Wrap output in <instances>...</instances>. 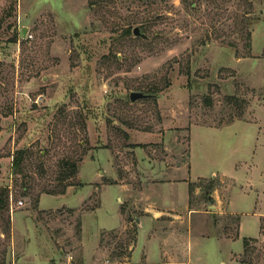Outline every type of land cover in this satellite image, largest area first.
<instances>
[{"label":"rangeland","instance_id":"1","mask_svg":"<svg viewBox=\"0 0 264 264\" xmlns=\"http://www.w3.org/2000/svg\"><path fill=\"white\" fill-rule=\"evenodd\" d=\"M1 190L0 264H264V0H0Z\"/></svg>","mask_w":264,"mask_h":264},{"label":"trees","instance_id":"2","mask_svg":"<svg viewBox=\"0 0 264 264\" xmlns=\"http://www.w3.org/2000/svg\"><path fill=\"white\" fill-rule=\"evenodd\" d=\"M124 33H125V36H127V35L130 36L131 35V29L130 28H127ZM18 156H21V152L18 153ZM18 156H16L14 158V162H13V166L16 167V168L19 167V165L21 164V159H22L20 157L18 158ZM66 165H68V167L70 168V170H68L67 172H64L62 174L61 178L63 180L69 179V178L73 177V175H75L77 173V168H76L75 164H69L67 162ZM68 186L69 185L65 186V189ZM65 189L62 190L59 193L60 194H64L65 193ZM6 194H7V191L6 190H1L0 191V211L1 212L5 211V209H6V205H7V202H5V198H7ZM207 197H208L209 200L211 199V196L210 195H208Z\"/></svg>","mask_w":264,"mask_h":264},{"label":"water","instance_id":"3","mask_svg":"<svg viewBox=\"0 0 264 264\" xmlns=\"http://www.w3.org/2000/svg\"><path fill=\"white\" fill-rule=\"evenodd\" d=\"M133 33H134V35L137 36V37L143 35V34L141 33V31H140L139 28H135L134 31H133ZM24 34H25V33H24ZM153 97H154L153 95H151V94H146V93H144V92H132V93L130 94V100H131V102H137V101H139V100H144V99H151V98H153Z\"/></svg>","mask_w":264,"mask_h":264},{"label":"crops","instance_id":"4","mask_svg":"<svg viewBox=\"0 0 264 264\" xmlns=\"http://www.w3.org/2000/svg\"><path fill=\"white\" fill-rule=\"evenodd\" d=\"M177 171H180V170H177ZM187 175V176H186ZM184 177H186V179H189L190 178V175H191V172L190 171H187V174H186ZM184 183V182H183ZM170 189L171 190H173V189H178V186H172V187H170ZM68 191V190H67ZM185 191L186 190H184V194H185ZM68 193V192H67ZM178 194V191L176 192V195ZM66 195L68 196L69 194H66L65 193V195H63L64 197H66ZM231 214H233V212H231ZM155 217V216H154Z\"/></svg>","mask_w":264,"mask_h":264},{"label":"built area","instance_id":"5","mask_svg":"<svg viewBox=\"0 0 264 264\" xmlns=\"http://www.w3.org/2000/svg\"><path fill=\"white\" fill-rule=\"evenodd\" d=\"M18 205L19 206H22L23 205V202L22 201H19L18 202ZM10 210L13 211V204L12 203L10 204Z\"/></svg>","mask_w":264,"mask_h":264}]
</instances>
